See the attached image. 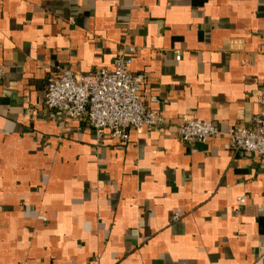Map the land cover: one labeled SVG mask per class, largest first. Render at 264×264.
<instances>
[{
    "label": "crops",
    "instance_id": "obj_1",
    "mask_svg": "<svg viewBox=\"0 0 264 264\" xmlns=\"http://www.w3.org/2000/svg\"><path fill=\"white\" fill-rule=\"evenodd\" d=\"M129 46L162 127L122 143L43 106ZM0 66V264H264V167L177 134L253 126L264 0H0Z\"/></svg>",
    "mask_w": 264,
    "mask_h": 264
},
{
    "label": "built area",
    "instance_id": "obj_2",
    "mask_svg": "<svg viewBox=\"0 0 264 264\" xmlns=\"http://www.w3.org/2000/svg\"><path fill=\"white\" fill-rule=\"evenodd\" d=\"M134 54L135 48L127 47L126 54L116 57L111 71L97 69L91 75L64 71L50 78L43 106L71 120L86 119L97 137L101 138L106 132L112 140L122 143L128 141L129 130L162 127L161 115L149 110L140 97L144 77L129 71ZM3 75L0 66V80ZM151 101L156 102V99L151 98ZM260 104L252 127L234 126L220 133L210 122L182 116L178 137L184 142L205 144L212 137L223 135L227 138L226 150L245 153L264 167V97ZM237 202L243 204L245 199L239 197ZM178 218L177 214L173 216V220Z\"/></svg>",
    "mask_w": 264,
    "mask_h": 264
}]
</instances>
